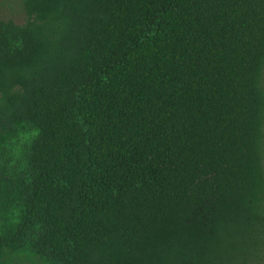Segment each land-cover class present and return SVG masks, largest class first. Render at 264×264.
I'll use <instances>...</instances> for the list:
<instances>
[{
	"label": "trees",
	"instance_id": "1",
	"mask_svg": "<svg viewBox=\"0 0 264 264\" xmlns=\"http://www.w3.org/2000/svg\"><path fill=\"white\" fill-rule=\"evenodd\" d=\"M20 4L0 264H264V0Z\"/></svg>",
	"mask_w": 264,
	"mask_h": 264
},
{
	"label": "rangeland",
	"instance_id": "2",
	"mask_svg": "<svg viewBox=\"0 0 264 264\" xmlns=\"http://www.w3.org/2000/svg\"><path fill=\"white\" fill-rule=\"evenodd\" d=\"M21 0H0V17L12 18L18 23L24 21Z\"/></svg>",
	"mask_w": 264,
	"mask_h": 264
}]
</instances>
